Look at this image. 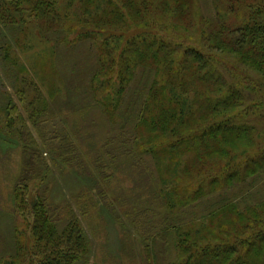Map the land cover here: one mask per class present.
Returning <instances> with one entry per match:
<instances>
[{
  "label": "rangeland",
  "instance_id": "rangeland-1",
  "mask_svg": "<svg viewBox=\"0 0 264 264\" xmlns=\"http://www.w3.org/2000/svg\"><path fill=\"white\" fill-rule=\"evenodd\" d=\"M232 2V10H224L225 0H188L196 13L193 20L198 29L188 25L176 34L182 32L207 56L216 57L221 81L232 79V85L245 94L233 100L238 104L237 110L244 111V106L253 107L261 96L264 100L259 93L264 91V66L254 67L249 56L240 50L221 53L212 47L213 39L228 26L232 27V40L236 38L233 28L254 17L257 4L264 6V0ZM151 19L156 27L172 29L177 25L169 20ZM43 28L34 19L12 25L3 23L0 17V264H41L52 255V241L45 246L47 240L39 239L35 212L20 207L30 206L34 200L51 208L48 223L54 228L53 240L64 239L65 229L72 226L71 219L78 218L86 240L78 258H70L67 264H154L147 257L146 243L131 223V216L138 215L142 220L150 217L147 209L156 201L157 179L149 161L133 157L127 161L124 151L136 149L138 153L147 146L141 139L135 144L128 142V134L136 132L140 138L156 133L148 112L145 120H139L141 96L146 94L149 82L148 67L146 63L141 65L127 91H121L120 100L115 103L107 98L105 102L103 98L111 96V87L120 85V81L100 85L105 76L113 73L116 79L118 74L112 62L114 54L99 49L105 37L77 39L73 19L65 20L57 29ZM114 43L112 39L107 41L110 47ZM16 61L24 66L23 71ZM21 76L26 80L20 81ZM242 78L253 88L246 90ZM23 85L32 90L33 96L40 92L43 97L37 96V101L35 97L26 99L17 91ZM196 116L214 118L207 113ZM245 119L264 151V108L262 112H251ZM29 133L34 136V148L42 152L45 164L35 166L22 194L17 186L28 163L24 142L30 140ZM63 138L65 142L61 143ZM252 146L232 151L234 172L242 166L241 157L254 155L257 144ZM206 160L213 161L207 164L214 168L222 164V160L215 161L210 156ZM242 175L232 179L229 188L220 187L219 192L202 198L200 204L184 208L183 217L203 213L225 196L240 209L264 213V163L252 164ZM237 226L244 230L246 222ZM237 226L232 225V234L239 241L244 238V249L239 250L249 248L254 255L259 253L264 242L248 247L246 236L264 231V216L251 221L244 234L241 229L237 232Z\"/></svg>",
  "mask_w": 264,
  "mask_h": 264
},
{
  "label": "trees",
  "instance_id": "trees-1",
  "mask_svg": "<svg viewBox=\"0 0 264 264\" xmlns=\"http://www.w3.org/2000/svg\"><path fill=\"white\" fill-rule=\"evenodd\" d=\"M187 1L0 0V17L3 23L12 25L27 24L34 19L43 24L46 30L57 29L65 20L73 19V32L77 39L105 37L103 47L101 45L99 49L108 55L114 54L112 62L118 74L116 79L113 73L105 76L100 85L104 87L120 81L117 88L114 85L111 87V96L103 98L105 102L107 98L115 103L120 100L121 91H127L128 84L137 77L141 65L146 63L149 82L146 94L141 96L139 120H145L148 112L156 133L140 138L136 132L128 134V142L135 144L137 139H141L147 146H143L138 153L136 149L124 151L127 161L131 157L149 161L157 179L156 201L147 209L150 217L142 220L138 215L131 216V223L146 243L150 261L154 264H264V245L255 255L249 248L240 251L244 249V238L239 241L232 234V225L237 226L245 221L244 230H247L251 221L263 218V212L251 208L240 209L234 200L225 196L215 206L205 208L203 213L189 214L187 219L183 217L184 208L191 209L200 204L202 198L219 192L220 187L229 188L232 179L242 177V173L252 164L260 166L264 163V151L251 133L253 128L244 123L251 112H262L263 96L253 107L247 105L244 111L237 110L238 104L233 100L245 97V94L232 85V79L225 83L221 81L216 70V65L219 66L216 57L207 56L197 43L186 38L182 32L176 34L179 28L185 30L188 25L198 29L193 20L196 13ZM225 2L224 10H232L234 2ZM256 9L254 17L233 28L236 38L232 40V27L228 26L215 34L212 47L221 53L240 50L249 56L253 66L262 68L263 4H257ZM152 17L176 22L177 25H173L172 29L156 27ZM108 39L115 40L112 47L107 44ZM15 64L23 71L24 66L19 61ZM20 79L26 80L22 76ZM242 83L247 85L243 78ZM212 85H216L214 89ZM249 87L253 88L247 85L246 90ZM17 91L26 99L35 97L37 101V96L43 97L40 92L37 96L30 94L32 90L26 85ZM259 93L264 95V91ZM198 113L214 115V118L204 119L196 116ZM33 116L34 113L30 115L31 118ZM133 128L136 130L135 126ZM28 136L30 140L24 142V155L28 163L17 186L22 194L29 186V174L35 172V166L45 164L42 152L34 148V136L32 133ZM64 142L63 138L61 143ZM254 144H257L254 155L241 157L242 166L234 172L232 151L249 145L253 147ZM64 148H67L66 145ZM60 150L64 154L63 147ZM207 156L215 161L222 160V164L214 168L207 164L213 162L207 161ZM44 203L34 200L30 206L26 204L20 207L26 212L27 209L28 212H35L38 219L36 228L41 235L39 239L47 240L45 246L48 242L53 243L52 255L41 264H67L70 258H78L86 240L85 234L78 218L73 216L71 228L64 231V239L53 240L54 228L48 223L52 217L48 215L51 208ZM235 228L237 232L243 230L239 226ZM246 240L248 247H255L259 242H264V231L250 233Z\"/></svg>",
  "mask_w": 264,
  "mask_h": 264
}]
</instances>
